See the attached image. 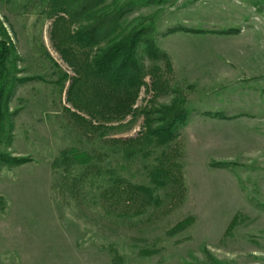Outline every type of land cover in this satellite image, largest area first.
Wrapping results in <instances>:
<instances>
[{"label": "rangeland", "instance_id": "rangeland-1", "mask_svg": "<svg viewBox=\"0 0 264 264\" xmlns=\"http://www.w3.org/2000/svg\"><path fill=\"white\" fill-rule=\"evenodd\" d=\"M128 2L133 9L121 27L151 16L161 49L166 42L176 47L164 35L175 27L235 29L241 18L264 19V0H106V8ZM48 5V0H0V20L14 44L7 66L15 80L0 153L30 159L0 165V264H264V122L259 121L264 105L256 102L264 101V80L233 82L213 93L215 109L206 106L210 100L204 94L188 103L186 122L166 148L179 162L180 180L157 190V203L138 215L132 214L137 207L132 203L121 205L117 215L108 213L99 190L53 189L51 160L70 146L107 151L103 140L135 137L143 118L128 116L110 130L104 126L99 137L66 110L76 111L66 101L69 81L63 76L75 72L52 45ZM178 45L192 54L202 49L190 42ZM190 61L187 57L186 64ZM166 76L161 93L147 76L134 107L169 103L176 96L171 89L186 97L189 88L176 84V75L173 81L171 73ZM200 110L256 116L215 125L203 121ZM156 154L118 156L117 172L132 183L149 184L145 165L153 164ZM222 163L228 165H217ZM189 215L187 228L168 233ZM234 216L239 220L228 229Z\"/></svg>", "mask_w": 264, "mask_h": 264}, {"label": "trees", "instance_id": "trees-1", "mask_svg": "<svg viewBox=\"0 0 264 264\" xmlns=\"http://www.w3.org/2000/svg\"><path fill=\"white\" fill-rule=\"evenodd\" d=\"M48 4L47 17L53 18L50 40L75 72L73 77L63 76L65 81H69L66 101L76 111L66 110L76 119L88 123L99 137L104 134V126L110 130L128 116L132 119L141 115L143 118L135 137L103 140L110 150L70 146L58 151L50 163L51 172L56 175L52 187L64 194L83 193L86 189L99 190V195L106 201L108 213L117 215L116 209L132 203L137 205L132 214L138 215L147 206L157 203V190L182 177L179 162L166 148L177 138V130L184 126L189 113L185 95L175 89L170 90L176 96L169 103L134 107L141 88L146 85L147 76L151 86L161 93L168 77L166 75L172 71L168 55L155 43L153 18L138 17L135 24L124 29L121 22L132 11L131 2L110 9L106 8V0H48ZM174 31L232 34L237 29L203 30L179 26L164 35ZM13 50V41L0 20V142L10 125L9 101L15 80L7 64ZM160 61H163V69ZM213 115L228 118L222 113ZM153 153H157L153 164L145 165L149 184L132 183L117 172L118 156L133 160L138 154L147 158ZM29 160L0 153V165L6 167L19 166ZM237 220L239 217L234 216L228 229ZM192 221L193 216H186L175 223L168 233L184 230ZM144 254L149 253L145 251ZM117 257L115 255L112 259L118 260Z\"/></svg>", "mask_w": 264, "mask_h": 264}, {"label": "crops", "instance_id": "crops-1", "mask_svg": "<svg viewBox=\"0 0 264 264\" xmlns=\"http://www.w3.org/2000/svg\"><path fill=\"white\" fill-rule=\"evenodd\" d=\"M236 26L237 31L232 34L187 33L183 31L166 34L168 39L177 42L175 48H173L175 44L170 43V45L169 42H166V47L162 50L165 51L171 62L172 81L176 75L178 79L175 83L189 88L186 94V107L188 103L196 102V98L204 94L210 100L206 106L215 109L219 102L215 101L212 96L213 93L219 92L223 88L228 89V86L233 82L250 79L264 80V19L241 18L236 21ZM196 29L226 30L216 28L214 25L212 28ZM179 42L196 44L202 48L201 52H193L192 54L191 51H180ZM187 57L192 60L188 64H186ZM256 102L264 105V101H260V97L257 98ZM251 105L253 106V103ZM210 111L200 110L197 115L203 121L206 122L205 119L207 118L215 125L217 123L226 125L244 116H256L253 112L235 113L228 111L226 114L222 113L228 118H219L213 115L218 113L217 111ZM259 121L264 122V120ZM217 130L219 131V128ZM218 138L221 139V136ZM224 148L226 149V146Z\"/></svg>", "mask_w": 264, "mask_h": 264}]
</instances>
